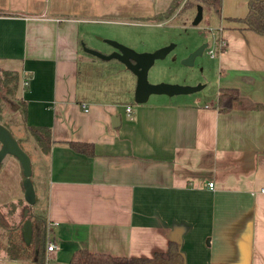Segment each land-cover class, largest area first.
Segmentation results:
<instances>
[{"label": "crops", "instance_id": "1", "mask_svg": "<svg viewBox=\"0 0 264 264\" xmlns=\"http://www.w3.org/2000/svg\"><path fill=\"white\" fill-rule=\"evenodd\" d=\"M155 5L0 0V69L17 74L20 124L50 129L46 151L14 135L31 162V214L46 219L47 244H55L44 264H84L71 261L78 249L152 256L171 238L184 264H264V38L237 20L247 0H221L220 16L202 7L212 30L215 84L236 88L246 105L219 110L218 88L209 101L187 93L131 102L135 76L116 59L127 72L100 90L103 97L82 91L88 84L80 88V66L94 63L82 45L95 25L124 17L143 22ZM71 141L89 146L79 151ZM22 179L20 163L6 155L0 206L6 211L20 202L15 217L28 214ZM0 264L29 263L0 254Z\"/></svg>", "mask_w": 264, "mask_h": 264}, {"label": "rangeland", "instance_id": "2", "mask_svg": "<svg viewBox=\"0 0 264 264\" xmlns=\"http://www.w3.org/2000/svg\"><path fill=\"white\" fill-rule=\"evenodd\" d=\"M170 1L171 0H156L155 9L167 7ZM183 1L184 0H181L178 7L173 10V14L171 13L168 18L156 19L153 18V16H146V18H143V22H137L133 18L124 17L118 19L119 21L117 22L119 23L113 21L98 23L95 25L92 38H84V44L87 47L104 53L110 51L111 46L101 38L115 40L138 52L152 51L155 48L173 43L174 46L167 52L165 57L156 59L148 69V81L152 82L150 79L153 78V75L151 74H155L154 78L158 79L157 82L163 81L182 85L202 84L201 88L188 94L190 96H197L203 101H209L208 99H211L218 88L214 81L215 54L213 56L214 58L210 57L208 54V50L213 48L211 43L212 30L205 25L203 19L194 24L192 22L193 15L186 13V11H184V13L181 11L179 14L178 11ZM205 11L206 9L203 7V13H205ZM203 42L207 43L203 52L194 57L192 64H183L181 60ZM92 57L94 58V63L87 65L82 63L80 66V88H82V84H88L90 90L87 92L85 90L82 91L87 93L88 96L94 97L96 95V97L100 98L104 96L101 94L100 90L107 87V85L114 84L119 77L123 78L127 71L116 68L117 61L114 59L104 60L93 55ZM106 65L111 66L109 70H114L111 73L106 71V69H108ZM117 70H120L118 75H113L114 71L118 72ZM1 76L2 73H0V77ZM86 77L88 78L87 81L84 80ZM109 95L110 98L114 96V94L111 93ZM3 99L4 100H0L2 123L6 125L13 136L15 135L17 137L18 133L21 132L25 139L27 138L33 141L34 137L28 131L27 126L23 128L20 124V119H22L24 113L23 109L18 107L16 110H12L9 103L6 102L13 101L9 100L6 96H4ZM130 101L135 102L132 95ZM24 147L25 149H30L26 148V146ZM28 206L29 205H26L25 207L28 208V211L25 209L28 214L22 215L21 213L19 217H15L12 214L10 216L11 222L17 224V222H20V217L24 221L28 220L30 218V216H28L29 213L35 211V205H30L31 211Z\"/></svg>", "mask_w": 264, "mask_h": 264}, {"label": "trees", "instance_id": "3", "mask_svg": "<svg viewBox=\"0 0 264 264\" xmlns=\"http://www.w3.org/2000/svg\"><path fill=\"white\" fill-rule=\"evenodd\" d=\"M180 2L181 0H171L167 7L156 9L153 18H168L171 13L173 14V10L178 7ZM197 3L205 7L206 11L210 10L211 13L220 16L221 0H184L180 5L178 13L186 11V13L194 16ZM237 20L243 22L246 28L255 31L264 38V0H247L246 14L244 17L237 18ZM0 73H2L0 77V100H4L3 97L6 96L9 100L14 101L18 80L17 74L13 71L2 69H0ZM15 102L17 104L20 103L16 100ZM216 102L218 109L221 111L247 104L234 87L218 88ZM0 123L6 126L2 123L1 113ZM27 129L41 149L46 151L51 141L50 129L45 126L30 125L27 126ZM17 142L20 145L18 140ZM70 144L74 149L79 151H85V147L89 146L88 143L80 141H71ZM19 203L10 202L6 204V211L0 206V254H4L5 257L10 259L27 261L29 264H44L47 245L46 219L38 214H29L32 234L30 242L26 244L21 233V224L24 220H21V224L13 223L10 220L14 208ZM71 261L84 264H184L183 256L175 238H171L168 241L166 250L154 252L152 256L123 257L78 249L72 254Z\"/></svg>", "mask_w": 264, "mask_h": 264}, {"label": "water", "instance_id": "4", "mask_svg": "<svg viewBox=\"0 0 264 264\" xmlns=\"http://www.w3.org/2000/svg\"><path fill=\"white\" fill-rule=\"evenodd\" d=\"M202 19V5L197 3L195 14L192 18L194 24ZM104 42L111 45L114 50L110 53H103L96 49L82 45L83 50L95 57L104 60L116 59L121 62L134 76L135 86L133 93V100L137 103L145 102L150 94H165L167 96L175 94H186L195 91L202 87V84L182 85L168 82H149L147 79V72L156 59H162L167 52L174 46L173 43L167 44L152 51L138 52L120 42L111 39H103ZM207 46L206 42L200 44L197 48L192 50L181 62L185 65L193 63L194 57L200 55ZM10 108L16 110L18 104L9 102ZM112 125L116 126L119 123L118 116H112ZM6 155L14 156L20 163L23 179V198L32 205L35 202V190L31 180V162L28 154L18 144L17 140L12 135L11 131L0 123V164ZM21 233L26 244L30 242L32 234V226L30 220H25L21 224Z\"/></svg>", "mask_w": 264, "mask_h": 264}, {"label": "built area", "instance_id": "5", "mask_svg": "<svg viewBox=\"0 0 264 264\" xmlns=\"http://www.w3.org/2000/svg\"><path fill=\"white\" fill-rule=\"evenodd\" d=\"M208 53L212 56L214 51L213 49H209L208 50ZM28 83V80H23L22 81V84L26 85ZM131 111V106L130 105H127L126 106V112L129 114ZM208 185L211 187L213 185V182H209ZM55 248V244L52 243V242H49L47 245H46V253L48 252H51L52 250H54Z\"/></svg>", "mask_w": 264, "mask_h": 264}, {"label": "flooded vegetation", "instance_id": "6", "mask_svg": "<svg viewBox=\"0 0 264 264\" xmlns=\"http://www.w3.org/2000/svg\"><path fill=\"white\" fill-rule=\"evenodd\" d=\"M111 46V45H110ZM114 50V48L111 46V50L110 51H108V52H104V53H110L111 51H113Z\"/></svg>", "mask_w": 264, "mask_h": 264}]
</instances>
